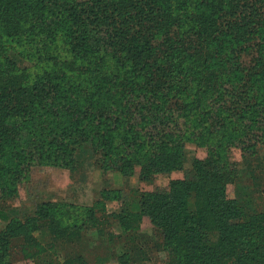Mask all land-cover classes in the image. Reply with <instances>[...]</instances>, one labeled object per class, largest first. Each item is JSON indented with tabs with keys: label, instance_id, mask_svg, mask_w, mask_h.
Wrapping results in <instances>:
<instances>
[{
	"label": "trees",
	"instance_id": "obj_1",
	"mask_svg": "<svg viewBox=\"0 0 264 264\" xmlns=\"http://www.w3.org/2000/svg\"><path fill=\"white\" fill-rule=\"evenodd\" d=\"M14 56L44 71L28 81ZM188 143L207 150L193 177L141 192L136 212L108 211L124 201L113 188L91 206H12L34 167L90 160L153 184L183 169ZM261 146L264 0H0V264H52L98 215L125 233L149 217L176 264H264V211L228 195L231 149L250 160Z\"/></svg>",
	"mask_w": 264,
	"mask_h": 264
},
{
	"label": "rangeland",
	"instance_id": "obj_2",
	"mask_svg": "<svg viewBox=\"0 0 264 264\" xmlns=\"http://www.w3.org/2000/svg\"><path fill=\"white\" fill-rule=\"evenodd\" d=\"M14 58L19 66L26 69L28 81H32L37 73L44 71L40 64L24 60L22 56ZM241 153L238 148H232L230 151L231 159L239 163V176L235 187L233 185L228 187V195L231 199L243 197L244 200L240 201L245 211H264V175L257 174V178L252 179V173L259 172L264 164V146H261L255 158L252 157L250 160H243ZM206 154V149L188 143L185 148L183 169L170 174H160L156 176L153 184L140 181L139 169H136L134 176L126 178L119 172H104L90 160L76 171L46 166L34 167L28 181L20 185L19 197L12 202V206L18 207V216L34 213L45 201L91 206L93 200L96 201L100 197L103 189L113 188L121 189L124 201L108 202V211L117 213L122 207H127L128 210L136 212L140 208L141 192L165 188L172 179H191L194 163L206 158ZM98 217L100 226L89 223L83 230L78 246L71 248L69 245H59L45 261L66 264L69 257H74L77 252L85 264H176L174 257L167 250H160L163 237L157 232L149 217L143 219L139 230L127 233L123 232L116 216ZM5 226L6 223L0 221V230ZM98 227L104 229V235L99 234ZM14 264L35 263L28 260Z\"/></svg>",
	"mask_w": 264,
	"mask_h": 264
},
{
	"label": "crops",
	"instance_id": "obj_3",
	"mask_svg": "<svg viewBox=\"0 0 264 264\" xmlns=\"http://www.w3.org/2000/svg\"><path fill=\"white\" fill-rule=\"evenodd\" d=\"M93 203H94V200H93Z\"/></svg>",
	"mask_w": 264,
	"mask_h": 264
}]
</instances>
